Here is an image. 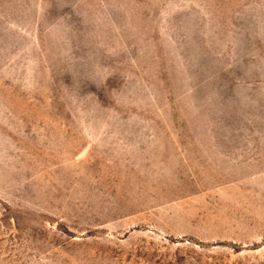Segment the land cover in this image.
Wrapping results in <instances>:
<instances>
[{
	"label": "rangeland",
	"instance_id": "obj_1",
	"mask_svg": "<svg viewBox=\"0 0 264 264\" xmlns=\"http://www.w3.org/2000/svg\"><path fill=\"white\" fill-rule=\"evenodd\" d=\"M0 264H264V0H0Z\"/></svg>",
	"mask_w": 264,
	"mask_h": 264
}]
</instances>
